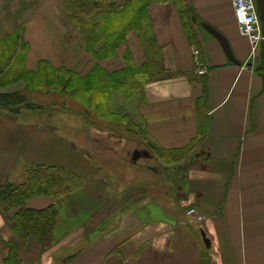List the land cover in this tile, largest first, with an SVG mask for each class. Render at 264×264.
Here are the masks:
<instances>
[{"label":"crops","instance_id":"0c3cea01","mask_svg":"<svg viewBox=\"0 0 264 264\" xmlns=\"http://www.w3.org/2000/svg\"><path fill=\"white\" fill-rule=\"evenodd\" d=\"M3 1L0 17L14 10L21 18L28 71L40 60L81 76L95 64L112 73L147 65L134 31L115 55L97 59L77 29L61 20L59 0ZM183 1L189 16L172 1L149 5L156 74L131 95L112 90L105 103L108 117L129 120L160 149L184 147L202 132L182 159H162L122 124L114 126L118 132L93 126L89 131L77 119L52 122L27 108L16 114L0 110V183L21 182L27 168L38 164L63 167L83 180L58 199L53 245L42 249L30 237L20 247L24 264H201L205 252L212 264H264L259 59L249 55L248 41L237 31L231 0ZM204 23L225 37L233 58ZM196 59L204 70L200 75ZM51 203L49 196H32L25 206ZM188 207L203 219L188 215ZM16 210L7 214L10 220L0 211V264L8 255L7 242L16 241L11 230Z\"/></svg>","mask_w":264,"mask_h":264},{"label":"trees","instance_id":"16d2710c","mask_svg":"<svg viewBox=\"0 0 264 264\" xmlns=\"http://www.w3.org/2000/svg\"><path fill=\"white\" fill-rule=\"evenodd\" d=\"M167 1H172L181 13L190 15V9L183 0H61L66 19L75 25L79 36L85 42L87 52L97 59L113 56L128 33L134 31L145 49L147 65L129 73L124 71L112 73L95 64L87 74L81 76L74 70L54 67L48 61L40 60L35 71H28L24 66L27 45L23 43L22 38L20 39V32L23 29V24L20 23L11 34L0 37V85L28 77V80L35 79L44 85H54L55 91L65 93L66 96L83 97L84 106L95 112L100 105L93 103V94L89 88L83 86L82 81L99 71V81L105 84L103 100L105 109L109 92L124 89L128 95H131L137 87L156 74L158 47L148 7L153 3ZM187 32L190 36V32ZM20 40L23 56L21 62L17 63L21 64V67H15L13 58ZM257 71L264 81L263 60ZM21 103H24V97L18 91H0V107L7 109L8 106ZM11 110L15 111L14 114L20 111L19 108ZM119 120V125L122 124L128 132L145 140L162 159L168 162L185 157L202 139V132L199 131V135L184 147L160 149L142 128L134 126L129 120ZM82 184L81 176L72 171L59 166L40 164L28 167L21 182L0 183V211L8 217L7 214L11 210L17 209L12 217L15 223L11 225L16 241L7 242L8 255L1 264H24L19 257V250L30 237L34 238L42 249L50 248L54 242L53 228L59 213L58 199L81 187ZM41 195L51 197L52 203L48 207L33 209L25 206L26 199ZM201 264H212L206 252Z\"/></svg>","mask_w":264,"mask_h":264},{"label":"rangeland","instance_id":"374dc122","mask_svg":"<svg viewBox=\"0 0 264 264\" xmlns=\"http://www.w3.org/2000/svg\"><path fill=\"white\" fill-rule=\"evenodd\" d=\"M1 1L2 0H0V5ZM9 1L14 2L15 4L18 3L17 0H4L2 4H8L10 3ZM59 10L61 20L65 24L72 25V27L76 29L75 25L66 19L64 5L62 4L61 0H59ZM6 12L1 15L2 17H0V37L11 34L13 31H15L17 26L20 24L19 20L21 21V18H18L17 20V14L14 10L12 11L13 13ZM262 23L264 25L263 21ZM21 34L22 31L20 32V39L22 38ZM20 41L17 43L18 49L13 58L16 63L15 67H21V64L17 63L18 61L21 62L20 60H22L23 56V40L21 42ZM260 56L261 57L258 60V66L263 60L262 55ZM99 80L100 74L99 71H97L87 80L82 81L83 86L91 90L93 94V103L100 105L98 111L95 112L87 109L86 106H84L83 97L81 98L79 96L72 95L66 96L65 93L55 91L56 87L54 85H44L35 79L28 80V77L27 79L21 78L6 85H0V91H18L24 97V103L18 104L16 106H8L6 107L7 109H5V107H0V110L9 114H14L15 111H12V108H19L20 110L27 108L35 111V113L38 112L44 114V119H47V121L53 122L61 119L65 122L71 118L77 119L79 126L83 129H88L89 131L91 130V126H93L94 129L96 128V130L102 131L103 129H109L111 132H118L119 129L114 126H118L120 120L117 117H108L106 115L105 109L103 107V100L105 98V84ZM61 115L63 116L61 117ZM81 128L80 130H82ZM93 135L102 139L103 134L93 131Z\"/></svg>","mask_w":264,"mask_h":264},{"label":"built area","instance_id":"2783aa9c","mask_svg":"<svg viewBox=\"0 0 264 264\" xmlns=\"http://www.w3.org/2000/svg\"><path fill=\"white\" fill-rule=\"evenodd\" d=\"M236 19L237 30L240 35L248 40L250 55L258 56L264 41V30L259 17L255 0H231ZM197 74H202L204 70L200 63L196 61ZM187 214L194 217L196 221H201L203 215L196 211L194 207L187 209Z\"/></svg>","mask_w":264,"mask_h":264},{"label":"water","instance_id":"95a60500","mask_svg":"<svg viewBox=\"0 0 264 264\" xmlns=\"http://www.w3.org/2000/svg\"><path fill=\"white\" fill-rule=\"evenodd\" d=\"M256 2L258 5V8H259V11H260L261 20L264 22V0H256ZM203 26L218 39V41L220 42V44H221L223 50L225 51L226 55L229 58H233V53H232L231 48H230L227 40L225 39V37L217 29H215L213 26L206 24V23H204ZM263 61H264V50H263ZM201 236H202V239H203L205 246L209 247L210 241H209L208 237H206L204 231H201Z\"/></svg>","mask_w":264,"mask_h":264}]
</instances>
